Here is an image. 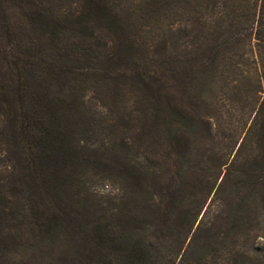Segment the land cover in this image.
Returning <instances> with one entry per match:
<instances>
[{"label": "trees", "instance_id": "obj_1", "mask_svg": "<svg viewBox=\"0 0 264 264\" xmlns=\"http://www.w3.org/2000/svg\"><path fill=\"white\" fill-rule=\"evenodd\" d=\"M3 1L23 9L30 32L50 39L76 25L87 30L82 23L90 15L106 22L112 15L99 0H84L71 19L44 12L30 0ZM207 1L213 35L193 74L198 81L202 76L220 79L222 92L206 97L200 87L191 100V127L207 126L213 173L187 196L173 193L170 178L158 191L142 186L143 196L132 191L114 195L104 205L93 204L77 174L79 165L111 170L131 187L147 183L139 176L150 168L118 155L96 158L87 153L66 113L75 114L74 102L47 97V88H36L27 67L80 75L89 71L104 85L118 73L104 53L102 64L84 69L33 59L40 45L30 43L22 51L6 21L0 26V56L7 68V79L0 75V258L6 251H29L34 245L62 264H264V0ZM119 75L129 74L123 70ZM145 76L133 85L149 87ZM152 92L149 97L159 107L148 130L155 131L153 124L159 123L160 134L172 144L186 118L157 88ZM151 171L161 172L155 166ZM208 198L215 209L198 220ZM180 207L184 212L173 219ZM56 247L62 249L58 254Z\"/></svg>", "mask_w": 264, "mask_h": 264}, {"label": "rangeland", "instance_id": "obj_2", "mask_svg": "<svg viewBox=\"0 0 264 264\" xmlns=\"http://www.w3.org/2000/svg\"><path fill=\"white\" fill-rule=\"evenodd\" d=\"M99 1L112 12L114 17L110 13V22L103 19L99 21L90 15L82 23V26H87V30L81 29L79 25L71 29L65 28L63 36L56 39H50L38 31L30 32L23 17V9L11 1L0 3V26L6 21L18 37V49L22 51L30 43H38L40 49L35 52L33 59L43 57L56 65L70 64L75 69H84L88 64H102L100 54L104 53L107 55L106 63H111L113 72L118 73L114 81L110 80L104 85L100 78L94 77L89 71L80 75L78 71L76 74H66L57 69L50 73L40 65L27 67V74L36 88H47V97L54 100L71 99L74 102L72 110L75 114L69 111L66 113H70L69 118L73 121L70 126L76 130L75 136L87 153L96 158L100 155L103 158L118 155L123 161H136L150 168L147 173L139 176L140 179L145 178L143 180L147 183H143L141 187H131L123 176L111 170L79 165L77 174L84 181L93 204L100 201L104 205L114 195H128L132 191L143 196L145 192L142 186L158 191V186L163 187L170 178L173 180L175 195L187 196L196 192V185L212 172L209 160L211 152L208 150L210 144L206 137L207 126L202 123L197 130L191 127L193 109L190 103L200 87L206 97L222 92L220 79L202 76L198 81L193 74L194 69L201 66L198 59L213 35L207 17L210 12L209 1H201V5L195 0H174L168 4H164L162 0ZM30 2L43 8L44 12L71 19V12L75 7L83 5L84 0ZM198 7L202 14L200 19L196 17ZM169 66H173L175 70L170 71ZM176 69L183 71L179 75L175 72ZM123 70L129 75H119V71ZM144 73L149 87L139 84V89L133 82L139 83ZM6 74L7 68L0 56V75L7 79ZM155 88L160 95H165L176 104L186 118L183 121L187 125L178 128L172 144L160 134L159 123L153 124L155 131L148 130L154 119L152 113L159 107L149 97ZM2 153L0 147V164L4 159ZM153 166L161 170L160 174L151 171ZM2 174L4 169L0 165V176ZM209 203L210 198L198 220L214 211L215 205ZM183 204L186 202L181 205ZM183 209L184 207L175 209L173 219L180 216ZM149 217L153 219L154 215L150 213ZM30 248L29 251H6L3 256L10 262L5 263V257H2L0 263L62 264V261L53 262L47 249H36L34 245ZM56 249L55 254L62 251L61 247Z\"/></svg>", "mask_w": 264, "mask_h": 264}]
</instances>
